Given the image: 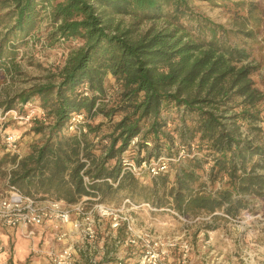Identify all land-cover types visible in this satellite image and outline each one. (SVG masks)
Listing matches in <instances>:
<instances>
[{"label":"trees","instance_id":"trees-1","mask_svg":"<svg viewBox=\"0 0 264 264\" xmlns=\"http://www.w3.org/2000/svg\"><path fill=\"white\" fill-rule=\"evenodd\" d=\"M199 1L236 7L242 14L235 30L194 14L190 0H0L3 77L18 73L16 53L44 20L51 26L50 46L81 42L49 81L0 100V110L7 112L37 99L50 123L36 124L33 131L45 138L27 156L0 158V167L13 166L6 191L13 186L32 198L66 205L98 198L108 206L124 192L119 205L142 198L184 218L235 219L252 211L256 201L264 202V143L241 131L261 132L258 105L264 94L254 88L255 68L239 39H253L264 16L246 0ZM157 22L162 23L158 29ZM144 23L151 26L140 31ZM108 76L118 88L110 106L105 103ZM235 97L240 105L229 107ZM74 114L90 121L79 138L64 134ZM98 116L112 123L109 135L103 124L91 123ZM134 139L135 150L130 148ZM176 145L185 157L170 163L172 174L151 178L150 186L129 174L116 187L105 181L118 180L123 157H136L138 164L177 159Z\"/></svg>","mask_w":264,"mask_h":264},{"label":"rangeland","instance_id":"rangeland-1","mask_svg":"<svg viewBox=\"0 0 264 264\" xmlns=\"http://www.w3.org/2000/svg\"><path fill=\"white\" fill-rule=\"evenodd\" d=\"M233 1L237 2V0ZM246 1L257 4L260 13L264 16V0ZM190 7L194 14L203 16L213 23L223 26L226 30H235V24L240 21L239 16L242 14L231 3H227L223 7L219 4L213 5L199 0H190ZM150 26L151 23H144L140 31H145ZM161 26V22H157L155 25L156 29ZM50 29V22L44 20L36 36L28 41V46L21 47L17 51L14 61L19 70L17 74L3 77L0 73V100H5L7 97L11 98L13 95L27 90L34 85L49 81V78L56 75L58 70L62 68L68 54L81 45L79 41L64 42L60 40L53 44V46H50V41L47 37ZM253 31L256 33L253 39H247L243 36L239 37V39L244 43V47L249 53L247 62L255 68L251 76L254 88L264 94V17H262L259 27H255ZM106 88L105 103L110 106L118 93V88L114 81L108 78ZM30 102L33 104V107L40 108L37 99H32ZM240 102L241 98L235 97L231 100L229 107L239 106ZM15 106L14 109L19 105ZM258 108L261 112V120L257 123V126L261 128V132H250L246 127H242L241 131L244 136L254 139L258 144H262L264 143V102L258 105ZM234 110L239 109L235 108ZM43 111L45 112V117L41 119L35 117L34 122H22L20 124L13 121L10 117H6L5 120L0 122V127L3 130L16 132L20 135L19 154L21 158L27 156L33 147L40 145L44 141V135L33 131L36 124L44 126L50 124L46 111ZM5 113V111L0 110V120L4 118ZM22 113L26 115L28 112L22 110ZM118 119V117H115L113 123L118 121ZM88 122L90 124V121ZM91 123L95 125L99 123L103 124L102 132L105 135L110 134L112 123H109L103 117L98 116ZM168 127L171 128L172 125H168ZM177 147L179 151L182 149L176 145ZM196 152L197 150H195ZM99 153L97 152V154ZM3 154L5 152L0 140V158ZM134 160L137 161L136 157H134ZM12 169L13 166L8 164L0 167V200L6 192L7 175ZM169 174H172V171ZM139 182L142 186H150L151 177L144 174L142 178H139ZM216 186L218 187L219 184ZM125 197L124 192L119 193L112 201V206H121L123 201L120 205L117 203ZM130 202L137 206L144 204L152 206L150 203L144 202L142 198H136L133 201L131 199ZM252 208V211L242 212L235 219L218 214L219 217L217 218L199 215L190 218L181 216L180 220L168 212L150 213L146 208L131 210L129 207L124 208L122 217L130 218V221L134 222L137 232H146L152 238H160L165 241V244H171L172 247L169 249L168 259L169 264H181L183 246H187L186 264H264V202L256 201ZM34 231L35 235L31 239L25 238L19 231V238H14L13 236L12 239L9 238L7 244L3 245L0 243V246L6 247L9 255L12 256L11 250L13 246L26 241L28 257L25 263L22 262L21 264H50L46 253L50 250L55 251L60 246L55 241L54 235L42 234L38 236L37 229ZM118 237L119 239H125L124 231H121ZM4 247L0 254L4 252ZM84 251L98 261H102L103 259L108 261L113 259L114 255H125L129 249L115 247L114 235L110 230L109 221L106 220L102 221L99 225L96 240L90 244H86ZM137 251L142 252V248H139ZM43 261L44 263H42ZM83 263L82 259L76 262V264Z\"/></svg>","mask_w":264,"mask_h":264},{"label":"built area","instance_id":"built-area-1","mask_svg":"<svg viewBox=\"0 0 264 264\" xmlns=\"http://www.w3.org/2000/svg\"><path fill=\"white\" fill-rule=\"evenodd\" d=\"M86 91V87H84ZM22 110L27 111L25 115ZM31 113V115H30ZM13 121L22 124L35 121L45 117V112L39 107H33L28 101L19 105L16 109L7 111L4 114ZM89 123L85 114H74L70 118L66 135H74L78 138L87 133L86 124ZM0 140L4 152L16 156L19 160L20 135L16 132L5 131L0 127ZM98 139H95L97 142ZM138 140L130 143V148L135 150ZM105 145L107 142L104 141ZM185 150L179 151L177 159L158 158L150 161L136 163L134 158L123 157L121 160L122 173L118 180L106 179L105 181L113 187L118 185L124 174L139 179L147 174L151 178L163 176L170 173V163L176 164L185 157ZM84 185H89V178L81 172ZM125 207L131 210L146 208L150 213L168 212L181 220V215L170 209H158L149 204L137 206L124 200L119 207L108 206L99 202L98 198H83L76 205H66L61 201L38 200L22 194L15 187L10 186L0 200V226L7 229L20 231L25 238L31 239L37 228L42 226L53 227L54 238L60 246L57 250H50L46 253L50 264H76L79 259L88 264H169V249L171 244H165L160 238H152L146 232H137L133 221L130 218L122 217ZM109 221L110 230L114 235L116 248L129 249L123 256H113V259L98 261L89 253L84 251L86 244L96 240L97 229L102 221ZM183 220V218H182ZM124 231L125 239H119L118 234ZM142 248V252L137 251ZM181 264H186L187 246H183ZM3 247L0 246V253ZM137 252V253H136ZM139 252V253H138ZM89 255V256H88Z\"/></svg>","mask_w":264,"mask_h":264},{"label":"crops","instance_id":"crops-1","mask_svg":"<svg viewBox=\"0 0 264 264\" xmlns=\"http://www.w3.org/2000/svg\"><path fill=\"white\" fill-rule=\"evenodd\" d=\"M108 79H111V76H108ZM46 230H48V231H46ZM44 231H46V232H44ZM36 232H37L38 236H40L42 234H52V235L55 234L54 228L49 227V226L39 227V228H37ZM13 236H14V238L15 237L19 238L20 237L19 231L15 230V229H7V228L0 226V243H2L3 245L7 244V242L9 241V238L12 239ZM26 247H27L26 241H23L22 244H15L11 250L12 256L9 255L8 249L6 247H4V249H5L4 252L2 254H0V264L1 263L21 264L22 262L25 263V260L28 257V252H27L28 247L27 248ZM42 263H44V261Z\"/></svg>","mask_w":264,"mask_h":264}]
</instances>
